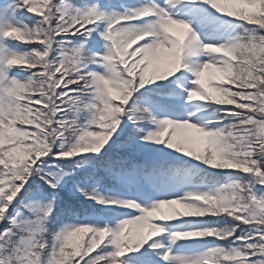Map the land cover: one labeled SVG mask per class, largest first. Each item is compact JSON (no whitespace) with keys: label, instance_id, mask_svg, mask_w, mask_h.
I'll list each match as a JSON object with an SVG mask.
<instances>
[{"label":"snow or ice","instance_id":"1","mask_svg":"<svg viewBox=\"0 0 264 264\" xmlns=\"http://www.w3.org/2000/svg\"><path fill=\"white\" fill-rule=\"evenodd\" d=\"M0 264H264V0H0Z\"/></svg>","mask_w":264,"mask_h":264}]
</instances>
